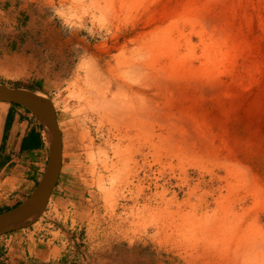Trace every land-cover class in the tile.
I'll return each mask as SVG.
<instances>
[{
    "label": "rangeland",
    "instance_id": "rangeland-1",
    "mask_svg": "<svg viewBox=\"0 0 264 264\" xmlns=\"http://www.w3.org/2000/svg\"><path fill=\"white\" fill-rule=\"evenodd\" d=\"M3 1L88 199L29 226H79L48 264H264V0Z\"/></svg>",
    "mask_w": 264,
    "mask_h": 264
},
{
    "label": "crops",
    "instance_id": "crops-1",
    "mask_svg": "<svg viewBox=\"0 0 264 264\" xmlns=\"http://www.w3.org/2000/svg\"><path fill=\"white\" fill-rule=\"evenodd\" d=\"M6 2L8 0H4L3 5ZM27 46H22L20 50L2 52L0 85L10 89L39 91L53 101L55 86L39 82L37 78L30 79L35 60L33 55L27 54ZM19 81H26V85L16 84ZM55 115L62 139V158L60 174L49 200H54L58 207L67 211L69 221L72 222L71 215L76 212L73 209L79 207L80 201L88 199L83 197L76 175L71 174L74 170H66L71 157L69 150L64 148L65 134L61 130V115L57 108ZM49 155V141L37 118L22 106L0 103V197L5 194L7 199L15 202L11 209L32 194L48 164ZM31 228L0 236V264H48L63 261L74 258L75 254L71 249L82 242L78 233L79 226L74 228L72 223L70 226H63V232L57 238L52 236L46 240L48 233H44L45 236L42 235L43 238L40 239Z\"/></svg>",
    "mask_w": 264,
    "mask_h": 264
},
{
    "label": "water",
    "instance_id": "water-1",
    "mask_svg": "<svg viewBox=\"0 0 264 264\" xmlns=\"http://www.w3.org/2000/svg\"><path fill=\"white\" fill-rule=\"evenodd\" d=\"M0 103L26 108L45 129L50 146L48 164L32 194L17 207L0 213V236H2L28 228L43 214L60 174L62 139L55 111L47 95L39 91L10 89L0 85ZM49 133L52 134L54 144L50 140Z\"/></svg>",
    "mask_w": 264,
    "mask_h": 264
},
{
    "label": "bare ground",
    "instance_id": "bare-ground-1",
    "mask_svg": "<svg viewBox=\"0 0 264 264\" xmlns=\"http://www.w3.org/2000/svg\"><path fill=\"white\" fill-rule=\"evenodd\" d=\"M220 10V9H219ZM214 11V10H213ZM217 12V11H216ZM201 14V13H200ZM215 14V13H214ZM204 16V15H203ZM216 16H219V15H216ZM214 18V17H213ZM215 19V18H214ZM207 21H208V19H207ZM213 28H215V27H213ZM239 47V46H238ZM176 76V75H175ZM174 76V77H175ZM171 77V76H170ZM168 79V78H167ZM174 79H177V78H174ZM165 81V80H164ZM165 83V82H164ZM174 83V82H173ZM164 88V87H163ZM191 124V123H190ZM49 136H50V140L53 142V138H52V134L51 133H49ZM47 138V137H46ZM53 144H54V142H53ZM54 146V145H53Z\"/></svg>",
    "mask_w": 264,
    "mask_h": 264
}]
</instances>
